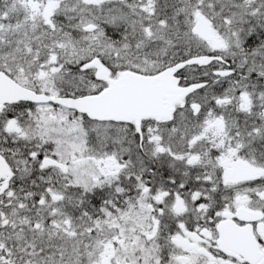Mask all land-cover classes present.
Masks as SVG:
<instances>
[{
    "label": "snow or ice",
    "instance_id": "6c2138e0",
    "mask_svg": "<svg viewBox=\"0 0 264 264\" xmlns=\"http://www.w3.org/2000/svg\"><path fill=\"white\" fill-rule=\"evenodd\" d=\"M0 264H264V0H0Z\"/></svg>",
    "mask_w": 264,
    "mask_h": 264
}]
</instances>
